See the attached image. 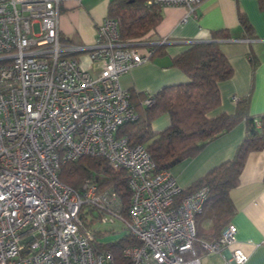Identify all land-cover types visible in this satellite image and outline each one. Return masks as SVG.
Instances as JSON below:
<instances>
[{"label": "built area", "instance_id": "1", "mask_svg": "<svg viewBox=\"0 0 264 264\" xmlns=\"http://www.w3.org/2000/svg\"><path fill=\"white\" fill-rule=\"evenodd\" d=\"M201 1L147 4L184 6L186 21ZM67 2L81 0H0V264H114L109 251L94 247L86 207L100 224L119 221L135 239L123 249L130 264H200L195 216L207 188L179 198L175 177L157 169L144 146L117 136L137 119L119 78L149 60L154 46L121 41L108 16L92 44L67 43L59 28ZM153 103V94L142 101ZM82 156L126 171L127 205L111 186L86 179L72 189L59 181L61 164ZM235 235L229 223L200 247L228 249ZM246 260L241 250L230 252L233 264Z\"/></svg>", "mask_w": 264, "mask_h": 264}, {"label": "trees", "instance_id": "2", "mask_svg": "<svg viewBox=\"0 0 264 264\" xmlns=\"http://www.w3.org/2000/svg\"><path fill=\"white\" fill-rule=\"evenodd\" d=\"M149 1L152 0L109 2L106 16L117 20L121 41H151L152 32L160 23L161 11L158 5L147 4ZM259 6L264 9V0H259ZM240 23L247 30L250 29L245 17H240ZM223 38H227V35L219 32L212 35L213 40ZM153 46L154 52L150 58L161 49L158 44ZM215 46L216 42L193 43L175 56L172 66L178 67L187 80L160 88L153 94L154 103L150 107L142 105L147 94L135 95L129 91L137 119L123 124L117 131V136L126 138L130 146H144L157 169L167 170L173 175L174 167L185 160L193 159L210 142L228 133L239 123H245V136L233 157L209 169L188 187L182 188L179 194L181 198L201 187L207 188L202 209L195 216L197 254L200 251L206 253L200 247L201 242L215 241L230 223L236 212L229 197L230 191L239 185L248 155L264 148V114L258 117L249 114L247 96L236 101L233 113L212 115V111L220 104L219 84L228 80L232 74L226 57ZM162 115L168 116V126L160 131H153L152 122ZM255 120L259 122V126L255 125ZM58 179L72 189H79L86 179L101 187L111 186L127 205L129 191L126 171L113 168L101 156H82L62 163ZM86 208L84 215L89 213L92 218L86 221L84 217V221L93 236L96 251H109L114 264H130L123 256V249L135 244V239L127 232L118 241L101 242L100 238L109 232L94 230L98 217L94 208Z\"/></svg>", "mask_w": 264, "mask_h": 264}, {"label": "crops", "instance_id": "3", "mask_svg": "<svg viewBox=\"0 0 264 264\" xmlns=\"http://www.w3.org/2000/svg\"><path fill=\"white\" fill-rule=\"evenodd\" d=\"M110 1L81 0L79 7L67 2L59 15L61 36L76 34L81 43L73 44H92L95 28L106 16ZM160 11V23L149 42L150 46L160 45V52L123 74L119 78L121 87L135 95L154 94L166 85L184 82L186 75L172 66V59L193 43L216 42L215 47L226 57L232 74L219 84L220 104L212 115L233 113L236 101L244 96L249 98V114L263 115L264 9L259 0H202L186 21L182 20L186 14L184 6H163ZM241 16L250 29L242 26ZM216 32L227 38L213 40ZM168 123V116L162 115L151 125L154 131H160ZM244 136L245 123L241 122L210 142L196 157L174 167L172 173L177 183L186 188L212 167L233 157ZM229 197L236 209L230 221L236 227V241L228 249L200 251V264H233L230 252L234 249L247 256L243 264H264V148L248 155L239 185L230 191Z\"/></svg>", "mask_w": 264, "mask_h": 264}, {"label": "rangeland", "instance_id": "4", "mask_svg": "<svg viewBox=\"0 0 264 264\" xmlns=\"http://www.w3.org/2000/svg\"><path fill=\"white\" fill-rule=\"evenodd\" d=\"M80 5L82 4L77 3L78 7ZM62 39L70 44L71 43H81L80 38H77L76 34L62 37ZM151 129L153 130L152 125H151ZM94 230L98 232H109L105 237L100 238L101 242L103 243H112V242L118 241L119 239H121L127 234V231L123 229L122 224L119 221L116 222L114 225H102L96 221L94 224Z\"/></svg>", "mask_w": 264, "mask_h": 264}]
</instances>
